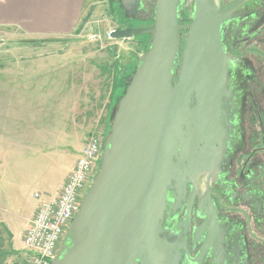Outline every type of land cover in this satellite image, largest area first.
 Returning a JSON list of instances; mask_svg holds the SVG:
<instances>
[{
  "label": "water",
  "instance_id": "water-1",
  "mask_svg": "<svg viewBox=\"0 0 264 264\" xmlns=\"http://www.w3.org/2000/svg\"><path fill=\"white\" fill-rule=\"evenodd\" d=\"M147 1L154 3L149 26L108 34L150 38L113 112L92 185L51 264H180L185 243L172 242L163 213L168 201L173 209L183 204L199 173L219 166L233 133L235 91L221 43L231 8L193 0L190 21L181 23L184 0ZM141 2L120 0L130 16ZM215 245H208L212 253Z\"/></svg>",
  "mask_w": 264,
  "mask_h": 264
},
{
  "label": "flooded vegetation",
  "instance_id": "flooded-vegetation-1",
  "mask_svg": "<svg viewBox=\"0 0 264 264\" xmlns=\"http://www.w3.org/2000/svg\"><path fill=\"white\" fill-rule=\"evenodd\" d=\"M215 2L231 8L221 43L235 91L234 129L219 166L187 184L178 209L168 201L162 227L185 243L180 264H264V0Z\"/></svg>",
  "mask_w": 264,
  "mask_h": 264
},
{
  "label": "crops",
  "instance_id": "crops-1",
  "mask_svg": "<svg viewBox=\"0 0 264 264\" xmlns=\"http://www.w3.org/2000/svg\"><path fill=\"white\" fill-rule=\"evenodd\" d=\"M83 2L0 0V27L19 28L30 38L64 36L76 29ZM3 65L5 68L0 69V232L5 242L0 246V263H5L13 250L23 249V235L39 201L59 193L89 134L87 124L83 129L75 116L79 117L80 113L72 106L73 94L67 86L70 82L58 74L63 72L64 65L37 62ZM64 152L70 161L60 181L49 191L29 194L32 198L27 201L26 189L38 177L23 175V167L29 162L26 159L32 154L34 166L63 167Z\"/></svg>",
  "mask_w": 264,
  "mask_h": 264
},
{
  "label": "rangeland",
  "instance_id": "rangeland-1",
  "mask_svg": "<svg viewBox=\"0 0 264 264\" xmlns=\"http://www.w3.org/2000/svg\"><path fill=\"white\" fill-rule=\"evenodd\" d=\"M192 6L193 0H184L180 10L181 23L190 21ZM153 8L154 3L143 0L139 11L130 16L120 0H84L76 29L70 34L57 37L30 38L19 28L0 27V69L5 68L3 64L13 66L14 63L25 62L64 65L63 72L58 74H63L62 78L70 82V86L66 85L73 94L72 106L80 116L74 114L81 121L83 129L87 124L89 134L86 138L95 136L102 142L103 147L117 102L150 38L148 34H141L112 39L108 34L114 29L149 26L153 20ZM184 38L185 33L182 32V44ZM28 40L33 41L29 43ZM11 48L17 49L11 51ZM63 156V167L49 164L34 166L31 163L32 154L26 159L29 162L23 167V175L29 178L38 177L26 189L27 201L35 191H49L51 186L60 181L64 167L70 161L66 152ZM97 171L98 169L93 179ZM92 182L93 180L89 187ZM1 235L0 232V246L5 242ZM24 254L22 247L13 250V254L6 256L8 260L5 263L10 261L18 264Z\"/></svg>",
  "mask_w": 264,
  "mask_h": 264
},
{
  "label": "built area",
  "instance_id": "built-area-1",
  "mask_svg": "<svg viewBox=\"0 0 264 264\" xmlns=\"http://www.w3.org/2000/svg\"><path fill=\"white\" fill-rule=\"evenodd\" d=\"M101 152L102 142L98 138L95 136L86 138L59 193L55 197L39 201L29 227L23 235L25 254L18 264H51L52 258L60 247L62 237L98 169ZM34 196L39 199L38 193Z\"/></svg>",
  "mask_w": 264,
  "mask_h": 264
},
{
  "label": "trees",
  "instance_id": "trees-1",
  "mask_svg": "<svg viewBox=\"0 0 264 264\" xmlns=\"http://www.w3.org/2000/svg\"><path fill=\"white\" fill-rule=\"evenodd\" d=\"M33 40H28L27 42L32 43Z\"/></svg>",
  "mask_w": 264,
  "mask_h": 264
}]
</instances>
